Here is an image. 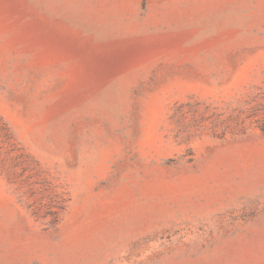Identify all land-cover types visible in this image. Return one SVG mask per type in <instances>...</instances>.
<instances>
[{
  "label": "rangeland",
  "instance_id": "374dc122",
  "mask_svg": "<svg viewBox=\"0 0 264 264\" xmlns=\"http://www.w3.org/2000/svg\"><path fill=\"white\" fill-rule=\"evenodd\" d=\"M0 264H264V0H0Z\"/></svg>",
  "mask_w": 264,
  "mask_h": 264
}]
</instances>
